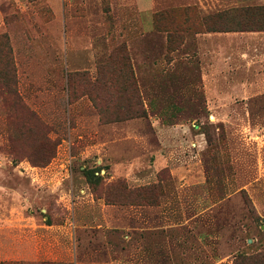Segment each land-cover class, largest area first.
Listing matches in <instances>:
<instances>
[{
	"label": "rangeland",
	"instance_id": "374dc122",
	"mask_svg": "<svg viewBox=\"0 0 264 264\" xmlns=\"http://www.w3.org/2000/svg\"><path fill=\"white\" fill-rule=\"evenodd\" d=\"M150 1L0 0V264L264 252V0Z\"/></svg>",
	"mask_w": 264,
	"mask_h": 264
},
{
	"label": "trees",
	"instance_id": "16d2710c",
	"mask_svg": "<svg viewBox=\"0 0 264 264\" xmlns=\"http://www.w3.org/2000/svg\"><path fill=\"white\" fill-rule=\"evenodd\" d=\"M257 14L254 16L263 18L264 17V7H260L257 10ZM223 16V15H221ZM235 29L232 27H226L225 30L229 31H251V30H264V24L261 19L253 20L245 19L244 23L237 21ZM222 26V25H217ZM226 26V25H225ZM212 32H217L218 28L214 27ZM0 53L2 54L3 58L0 56V96H9L13 95L14 102L19 104L20 106L24 107V102L21 100V97L18 94V80H17V72L16 67L13 62L12 58V51L9 46L7 36L0 37ZM32 115V114H30ZM138 115V114H135ZM88 177L92 181L93 184L97 183V179L94 175L88 174ZM95 179L96 181H93ZM234 264H264V252L258 253L257 255L253 256H239Z\"/></svg>",
	"mask_w": 264,
	"mask_h": 264
},
{
	"label": "crops",
	"instance_id": "0c3cea01",
	"mask_svg": "<svg viewBox=\"0 0 264 264\" xmlns=\"http://www.w3.org/2000/svg\"><path fill=\"white\" fill-rule=\"evenodd\" d=\"M141 1V3H143L144 5H150V0H140ZM145 8H147V6L145 7Z\"/></svg>",
	"mask_w": 264,
	"mask_h": 264
}]
</instances>
